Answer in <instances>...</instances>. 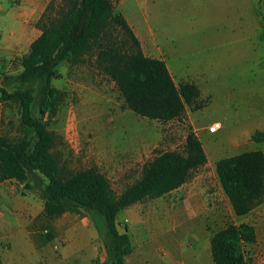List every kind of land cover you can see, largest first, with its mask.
I'll list each match as a JSON object with an SVG mask.
<instances>
[{"label": "rangeland", "instance_id": "374dc122", "mask_svg": "<svg viewBox=\"0 0 264 264\" xmlns=\"http://www.w3.org/2000/svg\"><path fill=\"white\" fill-rule=\"evenodd\" d=\"M53 1L48 0L47 17L55 15L53 8L59 0ZM211 1L213 5L210 0H112L143 54L162 59L176 85L195 86L196 100L180 120L161 122L132 113L95 63L93 52L77 64L58 65L51 86L60 92V100L41 120L55 136L52 154L63 171L94 168L107 177L116 193L133 183L143 165L159 153L182 151L186 135L193 133L202 144L206 164L175 192L120 211L116 217L119 231L132 230V238L137 239L140 229L148 230V244L156 256H161L162 243L169 238L176 261L213 264L203 255L199 262L188 255L204 254L201 246H209L217 230L248 223L256 241L244 247L241 264H264V199L247 215L235 216L215 174V164L222 158L254 150L264 155V141L250 140L255 131H264V0ZM37 21L34 28L39 34ZM27 51L24 44L9 57L0 55V87L9 93L28 88L35 96L37 84L5 80L19 72V60ZM36 104L37 100L31 107L33 117H39ZM214 123L220 128L210 133ZM0 135H19V106L1 98ZM38 191L19 188L21 194L37 197ZM46 220L58 228L96 227L101 243L96 257L107 259L106 226L97 212L71 204L65 213ZM71 232L81 237V231ZM79 248L84 253L83 243Z\"/></svg>", "mask_w": 264, "mask_h": 264}, {"label": "trees", "instance_id": "16d2710c", "mask_svg": "<svg viewBox=\"0 0 264 264\" xmlns=\"http://www.w3.org/2000/svg\"><path fill=\"white\" fill-rule=\"evenodd\" d=\"M50 8L48 3L37 21L40 34L21 56L19 72L5 78L19 84H37L36 95L28 88L9 93L0 87V98L19 106L18 137L0 135V183L10 180L23 190L38 188L46 217L65 213L71 204L97 212L106 226L107 259L96 257L91 264H125L132 246L126 229L122 233L117 230L118 213L179 188L206 164V154L190 132L182 151L159 153L119 193L94 168L63 171L52 154L55 136L41 120L60 100V92L51 86L56 68L61 62L77 64L83 55L93 52L95 63L115 84L127 108L137 116L161 122L180 120L186 107L196 100L197 90L190 83L176 85L162 59L143 54L137 37L123 15L115 11L112 0H59L53 8L55 15L47 17ZM35 100L39 117L31 116ZM250 140L263 142L264 131H255ZM215 174L235 216L247 215L264 199L262 151L222 158L215 164ZM255 241L250 224L225 226L209 238L211 261L241 264L244 247Z\"/></svg>", "mask_w": 264, "mask_h": 264}, {"label": "crops", "instance_id": "0c3cea01", "mask_svg": "<svg viewBox=\"0 0 264 264\" xmlns=\"http://www.w3.org/2000/svg\"><path fill=\"white\" fill-rule=\"evenodd\" d=\"M47 3L48 0H0V55L9 57L10 53L24 44L29 48L30 43L40 34H36L38 31L34 23L40 18ZM209 4L213 5V2L210 0ZM20 187L15 181L0 183V264H91L101 246L96 227L67 229L49 225L43 201L29 192L21 194ZM74 230L81 231V237L75 238L71 232ZM147 231L140 229L137 232L138 238L133 239L134 232L126 229L132 252L125 264L127 259L128 264H186V261H176L171 254L169 238L162 243L161 256H156L148 244L150 238L146 236ZM81 243L85 247L84 253L79 248ZM71 246L74 247L72 258L69 257ZM196 247L199 249L200 244H196ZM201 247L204 254L191 253L188 258L197 262L202 255L210 258L207 255L208 244ZM55 249L58 250L57 254ZM184 259L187 257L184 256Z\"/></svg>", "mask_w": 264, "mask_h": 264}, {"label": "built area", "instance_id": "2783aa9c", "mask_svg": "<svg viewBox=\"0 0 264 264\" xmlns=\"http://www.w3.org/2000/svg\"><path fill=\"white\" fill-rule=\"evenodd\" d=\"M0 59H1V58H0ZM219 128H220V124H219V123H214V124H212V125L209 127L208 131H209L210 133H215Z\"/></svg>", "mask_w": 264, "mask_h": 264}]
</instances>
